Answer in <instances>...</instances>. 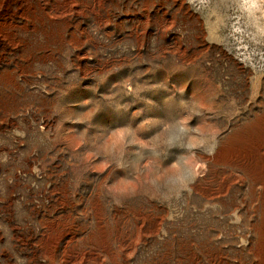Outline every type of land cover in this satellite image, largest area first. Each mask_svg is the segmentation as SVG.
I'll use <instances>...</instances> for the list:
<instances>
[{"label":"rangeland","instance_id":"obj_1","mask_svg":"<svg viewBox=\"0 0 264 264\" xmlns=\"http://www.w3.org/2000/svg\"><path fill=\"white\" fill-rule=\"evenodd\" d=\"M0 264H264V0H0Z\"/></svg>","mask_w":264,"mask_h":264}]
</instances>
